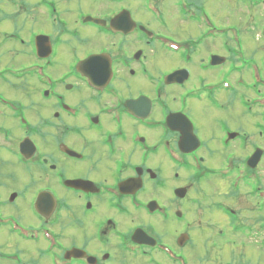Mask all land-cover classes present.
<instances>
[{
  "label": "flooded vegetation",
  "instance_id": "1",
  "mask_svg": "<svg viewBox=\"0 0 264 264\" xmlns=\"http://www.w3.org/2000/svg\"><path fill=\"white\" fill-rule=\"evenodd\" d=\"M205 3L32 0L26 18L22 0H0V181L16 187L0 182V264H192L198 242L223 255L246 225L261 239L264 135L248 149L239 120L204 129L191 115L203 101L224 110L213 77L236 57L230 31L240 37L214 26ZM213 42L220 52L205 53Z\"/></svg>",
  "mask_w": 264,
  "mask_h": 264
},
{
  "label": "rangeland",
  "instance_id": "2",
  "mask_svg": "<svg viewBox=\"0 0 264 264\" xmlns=\"http://www.w3.org/2000/svg\"><path fill=\"white\" fill-rule=\"evenodd\" d=\"M263 1L264 0H228L229 8L222 7L223 0H213V5L211 3L204 4L205 6H208V10H212V14L210 15V17L213 25L218 28L237 27L240 30V38L242 43L237 49L235 46L236 44L232 45L230 43L229 45L228 42L224 41V39H229V35L220 37V42L223 41L230 46L232 52L231 56L232 54L236 56L234 57V60L228 65L229 73L223 72L220 73L219 77H213V81L216 83L217 88L219 90L221 88L225 89V93L223 94L226 98L223 97L222 101L223 104L225 103L226 105L223 107L224 110L222 112H216V109H214L213 107L207 108V104L203 101L202 103H197L201 109L199 113L201 114V118L203 119V123H205V126H207L208 124L209 126H213V124L218 122L219 120H224L230 125L231 123H233L236 126L234 121L237 122V120H239L241 122V129L244 130L247 136L251 137L248 140V149H251L253 147L254 136L257 135L256 133L260 132L264 135V121H258V119L262 116L260 115V110L257 104L253 103L255 97L257 96L256 88H254L247 81L245 77V69L243 72L242 69L244 67H242L241 63H245L246 60L247 67L250 66V63L248 61L256 63L261 70V77L264 80V38H262L261 40L259 39L260 30L261 32L264 30V25H259V21L261 20L260 16L264 14V7L261 5ZM242 3H246L247 11L246 9H243L241 6H239V4ZM31 4L32 0H22V14L26 18H29V15L31 13ZM23 5H25V9H23ZM216 5L221 6L219 7V10H217V12L215 11ZM222 9L223 13L221 12ZM179 23L181 25L183 22L180 21ZM225 32L228 33V31ZM177 33H179V31H177ZM212 34L221 35V33H218L215 30ZM212 44L213 45L208 44L207 47H205V53L209 50H213V52L215 53L220 52L219 43L213 42ZM225 49H227V47L223 45V50ZM238 50H241L244 53L243 56L245 59L243 58V56L238 57ZM236 73L240 75V77H242L245 81H240ZM199 74L200 72H197L194 83L197 81V77ZM251 81H253L252 78ZM262 89L264 90V87ZM2 90H4L5 92L9 91L7 89ZM233 90L235 92V95L239 96L240 103H243L241 109L236 104L237 100H235ZM191 115L198 123H200L201 128H203L200 116L198 114H194V112H191ZM262 145L264 146V140H262ZM250 153L251 151L248 150L247 154L249 155ZM2 170L5 172L4 168ZM0 182L3 184V186L1 187L2 190H4L7 186L16 188L13 184L10 185V182L6 180ZM200 187L202 190H209L214 194L218 193L217 187L209 183V181H206L205 183L202 182L200 184ZM222 195L225 200L230 201L229 192H222ZM17 209L20 211L25 210L23 201H20L17 204ZM253 215H255V212L252 209H250L245 214V220L247 223H254L257 215L256 217ZM199 234L201 235H199L200 239L204 241L205 238L202 236L205 235V229L200 230ZM234 238L236 237L230 234L229 245L223 255L217 254L216 249L206 246V243L198 242L194 249H187L188 255L192 260V264H264V252H260L261 254H259V252L256 251L253 246H245L239 243V240H241L240 237L237 239L238 241L231 242V240H234ZM246 242L248 241L246 240ZM258 255H260L262 259H258Z\"/></svg>",
  "mask_w": 264,
  "mask_h": 264
},
{
  "label": "bare ground",
  "instance_id": "3",
  "mask_svg": "<svg viewBox=\"0 0 264 264\" xmlns=\"http://www.w3.org/2000/svg\"><path fill=\"white\" fill-rule=\"evenodd\" d=\"M193 110H194V112H195L196 114H198V115L200 116V118H201V114L199 113V112L201 111L200 107L197 106V105H195L194 108H193ZM201 120H202V126H203L204 129H208V128H210L209 124H208L207 126H205V123H203V119H202V118H201Z\"/></svg>",
  "mask_w": 264,
  "mask_h": 264
},
{
  "label": "water",
  "instance_id": "4",
  "mask_svg": "<svg viewBox=\"0 0 264 264\" xmlns=\"http://www.w3.org/2000/svg\"><path fill=\"white\" fill-rule=\"evenodd\" d=\"M176 75L175 76H172V77H170V79L171 80H175L176 79ZM189 130H191V129H189ZM189 133H190V131H189ZM192 136V135H191ZM184 137H185V140L187 139V135L184 133Z\"/></svg>",
  "mask_w": 264,
  "mask_h": 264
}]
</instances>
